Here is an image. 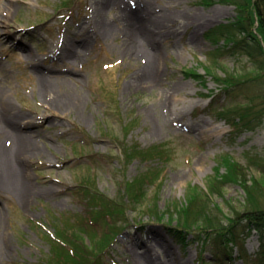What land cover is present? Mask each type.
<instances>
[{
    "label": "rangeland",
    "instance_id": "1",
    "mask_svg": "<svg viewBox=\"0 0 264 264\" xmlns=\"http://www.w3.org/2000/svg\"><path fill=\"white\" fill-rule=\"evenodd\" d=\"M235 5L242 1L14 0L8 17L0 8V21L9 23L3 29L12 35L0 39V90L13 117L35 119L32 127L21 128L34 133L31 143L39 148L26 160L36 190L27 201L17 185L3 182L0 156V264H44L48 239L55 237L54 217L65 215L104 237L110 219L95 213L98 203L84 191L89 179L94 195L98 190L122 207L128 204L125 183L150 164L144 155H133L134 148L136 153L156 146L167 151L160 186L148 188L142 204L119 216L118 226L125 229L105 263L252 264L262 234L248 233L244 221L238 228L248 234L244 257L236 248L229 262L213 259L211 246L191 236L175 239L144 213L143 204L155 200L158 209L173 211L187 205L193 187L209 190L224 157L248 169L249 179H264L250 166L255 155L264 165V55L251 39L236 52L226 46L222 30L234 29ZM161 30L168 33L163 42L157 40ZM141 37L140 46L133 39ZM157 52L162 74L155 83L141 71ZM237 108L241 112L231 117L228 111ZM1 143L10 146L11 140L4 135ZM225 172L222 167L220 175ZM225 190V198L211 199L227 212L250 200L238 183ZM257 199L264 206V194Z\"/></svg>",
    "mask_w": 264,
    "mask_h": 264
},
{
    "label": "trees",
    "instance_id": "2",
    "mask_svg": "<svg viewBox=\"0 0 264 264\" xmlns=\"http://www.w3.org/2000/svg\"><path fill=\"white\" fill-rule=\"evenodd\" d=\"M241 1L242 5H235L238 18L237 22L232 25L234 29L231 30V25H227L222 30V37L226 41V46L230 47L233 52L242 50L244 42L251 39V43L258 47L261 54L264 55V0ZM244 3L246 5H243ZM248 3L249 5H247ZM228 28L229 31H226ZM243 51L246 52L245 49ZM247 54L250 53L247 52ZM191 75L199 78V75ZM239 111L237 108L228 111V113L232 117ZM260 113L256 111L255 114L259 115ZM244 121L249 122V119L244 118ZM128 149L130 151L132 148L128 147ZM135 150L137 149L134 148L133 155H144L147 160H150V164L138 177L125 183L129 195L128 204L120 207L117 202L100 194L98 190H96L98 194L94 195V187L92 188L93 183L90 179L84 189L89 200L93 199V204L98 203L94 209L95 213L99 215L105 212L109 216L108 226L111 231L100 239L95 232H89L76 220L68 219L65 215H62L60 219L54 217L55 237L48 239L51 251L45 256L44 264H106L109 248L115 242L116 236L125 229V224L118 226L119 216H126L132 207L142 204L139 198L146 197L148 188L160 186L159 182L163 175L160 167L165 161L166 150L158 146L147 151L138 150L134 153ZM251 160L250 166L258 168L263 177L264 165H261L263 158L260 155H255V158ZM222 167L226 168L225 175H220L222 174ZM249 174V170L240 163L230 157H224L219 160V166L216 168V174L211 178L208 191L199 190L197 186L193 187L192 190L188 191L187 205L174 209V211L168 206H165V210L158 209L155 200L150 203L143 201L145 209L147 208L144 213L163 223L167 231L176 239L182 241L191 236L193 241L198 242L202 247L209 244L214 258H224L225 261L229 262L232 260L236 248L239 250V255L244 257L245 239L248 234L246 235L245 231H238L241 222L244 221L246 229L249 230L248 233L257 230L262 234L261 249L255 259L252 260V264H264V237L262 233L264 231V206L257 202V197H262L264 194V187L262 186L264 179L254 178L255 176H251L252 178L249 179ZM231 183L240 184L250 200L245 207H240L241 209L230 205L227 212L220 203L212 202L211 197L225 198V187ZM90 188L93 190V194L90 193ZM92 215L90 214V216ZM114 223L115 226H113ZM88 240L90 243L87 242ZM244 263L251 264L247 259ZM202 264H204L203 261Z\"/></svg>",
    "mask_w": 264,
    "mask_h": 264
},
{
    "label": "bare ground",
    "instance_id": "3",
    "mask_svg": "<svg viewBox=\"0 0 264 264\" xmlns=\"http://www.w3.org/2000/svg\"><path fill=\"white\" fill-rule=\"evenodd\" d=\"M105 4V3H104ZM101 4V5H104ZM1 10H4V15L9 16L13 10H14V0H2L0 5ZM166 19L169 18V16H165ZM9 23L1 17L0 21V39H10L12 38V35L3 29L4 26H8ZM168 34L167 32L161 30L158 32V41L163 42L165 41V36ZM6 37V38H2ZM144 37L140 38V40H134V42L137 43V45H142ZM142 41V42H141ZM23 48H21L23 51L27 52L26 56L28 58H33V53L28 50L26 47L22 45ZM160 58L161 53L157 52L154 55L150 56L149 64L147 66H144L141 73L142 75L146 76L147 78H151L156 83L155 78L160 77L162 74L161 66H160ZM177 94L176 91H174L173 95ZM173 97V96H172ZM2 113V114H1ZM16 113V112H15ZM14 109L11 105L9 99L6 97L5 93L0 90V119L5 120V123L7 126L0 127V156L4 160V167L5 172L2 173V177L5 179L3 182L6 184H14L19 187L20 190L23 191L24 201H27V199H30V196H32L36 190L34 189V186L28 178V171L26 169V160L29 158L30 154H33L38 151V147H36L34 144L31 143V137L34 133H29L27 131V134L22 132L21 127H32L35 123V119L29 118L27 116H23L22 114L16 113V116L13 117ZM46 111H43L44 117H46ZM53 115V114H52ZM53 117L57 118L58 116L53 115ZM15 118V119H14ZM7 133V134H6ZM4 135H7L9 140H11L10 146L4 145L1 143V137ZM30 139V141L28 140ZM16 157V161H19V165L14 164V159ZM24 176V177H22ZM0 179H1V172H0ZM140 242V241H139ZM142 243V242H141ZM135 247H144L143 245L134 243ZM148 248L147 246H145ZM1 254V253H0Z\"/></svg>",
    "mask_w": 264,
    "mask_h": 264
}]
</instances>
